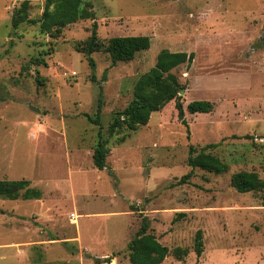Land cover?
<instances>
[{"label": "rangeland", "instance_id": "rangeland-1", "mask_svg": "<svg viewBox=\"0 0 264 264\" xmlns=\"http://www.w3.org/2000/svg\"><path fill=\"white\" fill-rule=\"evenodd\" d=\"M22 1L0 0V180H27L40 199L0 197V264H130L127 244L142 217L170 251L188 250L161 264H264V188L230 186L240 171L264 181V0H86L92 17L54 38L34 25L11 29ZM28 1L29 17H40L44 0ZM93 24L105 44L147 36L150 48L114 65L95 52L93 72L76 51ZM161 50L194 54L189 67L171 71L183 113L172 100L147 125L110 134L113 114ZM38 56L45 66L34 65ZM99 101L110 151L100 171L92 163L99 128L85 117ZM193 101L213 109L189 114ZM190 145L226 171L193 169L178 184L191 171Z\"/></svg>", "mask_w": 264, "mask_h": 264}, {"label": "trees", "instance_id": "trees-1", "mask_svg": "<svg viewBox=\"0 0 264 264\" xmlns=\"http://www.w3.org/2000/svg\"><path fill=\"white\" fill-rule=\"evenodd\" d=\"M29 8L30 2L24 0L19 4V7L13 9L10 19L12 30H16L21 24L34 25L39 27L41 34L54 38L55 34L62 28L92 17V11L86 0H44L41 16L38 18L29 17ZM149 48L150 38L147 36L114 37L105 44L98 39L96 25L93 24L90 35L77 46L76 51L84 55L93 71L95 63L91 55L95 52L102 51L108 54L111 64L114 65L118 62H129L137 53L146 51ZM193 59V53L161 50L156 56L154 66L136 81L129 103L124 109L113 114L112 121L109 124L110 134L122 130L135 131L140 126L147 125L152 113L159 112L172 100L176 101L175 108L182 114L183 109L181 103L177 101V94L183 86L171 71L182 64L189 67ZM34 65L45 66L46 63L41 56H38L34 59ZM91 81H95L94 75L91 76ZM100 108L101 102L99 101L94 116L85 115L91 124L99 128L92 154L93 166L99 171L106 168V157L110 152L107 141L101 133ZM212 109L213 104L209 101H193L186 107L189 114H207ZM182 124L185 125L184 121H182ZM187 137H189L188 131ZM121 142L120 139L118 143ZM215 146V144H211L208 145V148H214ZM187 165L191 168V171L181 177L178 184H184L193 169H202L214 174H221L227 169L224 162L211 154L199 152L194 155V148L191 145L188 148ZM230 186L236 192L245 194L263 189L264 181L254 172L240 171L231 176ZM21 191H23L22 198L24 200L40 199V192L30 189L27 180H0L1 198L16 200ZM261 206L264 207V194L261 198ZM181 216L183 215L179 214L177 217ZM201 240V232L197 231L193 246L194 253L197 256L203 252ZM127 251L130 264H161L169 254H172L177 260L183 259L188 254V250L185 248L176 247L170 251L166 246L159 243L156 237L150 233V223L147 217L141 218L136 235L127 244Z\"/></svg>", "mask_w": 264, "mask_h": 264}, {"label": "water", "instance_id": "water-1", "mask_svg": "<svg viewBox=\"0 0 264 264\" xmlns=\"http://www.w3.org/2000/svg\"><path fill=\"white\" fill-rule=\"evenodd\" d=\"M183 93H184V90H180V92L178 94L182 95Z\"/></svg>", "mask_w": 264, "mask_h": 264}]
</instances>
